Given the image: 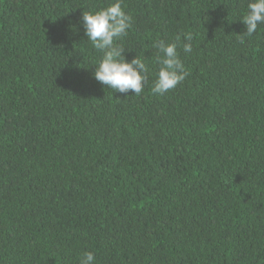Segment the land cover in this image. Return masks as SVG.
<instances>
[{
    "label": "trees",
    "instance_id": "obj_1",
    "mask_svg": "<svg viewBox=\"0 0 264 264\" xmlns=\"http://www.w3.org/2000/svg\"><path fill=\"white\" fill-rule=\"evenodd\" d=\"M112 2L0 0V264H264V24L243 35L248 0H124L149 75L121 94L80 22ZM161 39L188 75L154 95Z\"/></svg>",
    "mask_w": 264,
    "mask_h": 264
},
{
    "label": "clouds",
    "instance_id": "obj_2",
    "mask_svg": "<svg viewBox=\"0 0 264 264\" xmlns=\"http://www.w3.org/2000/svg\"><path fill=\"white\" fill-rule=\"evenodd\" d=\"M125 8L124 0H113L107 7L83 12L80 22L92 47L103 53L99 61L93 64V78L114 92L127 94L131 91L133 95H140L148 83L149 67L144 59L137 58L136 55L130 61L125 57L123 39L133 24V17ZM240 21L246 28L243 35L252 36L258 26L264 24V0H248L247 11ZM183 38L186 41L182 44L184 53H191L192 35L184 34ZM180 39V36L176 37L177 42ZM152 47L158 52L155 64L159 66V70L151 92L163 95L183 82L188 72L177 51V43L161 39L153 42ZM94 261L95 255L85 252L80 257L79 264H94Z\"/></svg>",
    "mask_w": 264,
    "mask_h": 264
}]
</instances>
